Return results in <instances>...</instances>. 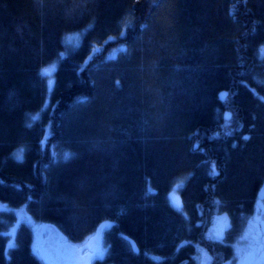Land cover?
<instances>
[{"label":"trees","instance_id":"obj_1","mask_svg":"<svg viewBox=\"0 0 264 264\" xmlns=\"http://www.w3.org/2000/svg\"><path fill=\"white\" fill-rule=\"evenodd\" d=\"M0 204V264H49L39 225L91 264L234 263L264 212V0H0Z\"/></svg>","mask_w":264,"mask_h":264},{"label":"rangeland","instance_id":"obj_2","mask_svg":"<svg viewBox=\"0 0 264 264\" xmlns=\"http://www.w3.org/2000/svg\"><path fill=\"white\" fill-rule=\"evenodd\" d=\"M77 39V36L71 37L70 38V42H74ZM47 72H51V70L47 71ZM225 95H222L221 97H225L227 94L224 93ZM181 184H176L173 187L172 193L176 194L177 196H179V192H180V188H181ZM172 197V198H171ZM173 199V200H172ZM169 200L171 201V203L173 204V206L178 207V205H176L178 203V199L175 198L173 195L171 196L169 193ZM10 209L3 206L2 204H0V211H9ZM16 216H17V222L15 223L14 227L12 228V232H11V243L15 244L16 239V233L18 232L20 226H22L23 224H31V221L27 219L26 214H25V208H19V209H12V211ZM253 220H255V225L249 227L248 231H246L243 236L241 237V239L234 244L235 247V251H236V257H235V262L234 263H227V264H244L245 261V256L243 255L242 250L247 249L249 247L253 248V249H259L261 247H264V233L263 234H257L258 230L256 231L255 228L256 224L260 222V220L263 221L264 223V212L261 214H258L255 219L253 218ZM227 226H228V217L222 213H217L212 221L211 226L209 227L208 231H207V238L211 241H221L223 239V236L227 230ZM258 229V228H257ZM51 228L48 227H44L42 225H39V227H37L36 229V238H37V242H39V245L41 246V252L45 255V250L43 249V242L41 243L40 241L43 239L45 240V242L47 240H50L51 235L48 236L49 231H51ZM255 230V232L253 231ZM264 231V229H263ZM87 244L85 243L84 245H80L77 248L78 249H82L81 251L84 254V251L88 248H86ZM10 247V246H9ZM39 248V246H38ZM36 251V248H35ZM196 264H212V257L211 255L202 247L198 246V252L196 255ZM257 260V264H260V257L257 256L256 257ZM87 262V261H86ZM91 264V261L90 263Z\"/></svg>","mask_w":264,"mask_h":264},{"label":"water","instance_id":"obj_3","mask_svg":"<svg viewBox=\"0 0 264 264\" xmlns=\"http://www.w3.org/2000/svg\"><path fill=\"white\" fill-rule=\"evenodd\" d=\"M52 233L50 240L43 245L49 264H89L82 256V251L67 244L65 237L57 229Z\"/></svg>","mask_w":264,"mask_h":264},{"label":"snow or ice","instance_id":"obj_4","mask_svg":"<svg viewBox=\"0 0 264 264\" xmlns=\"http://www.w3.org/2000/svg\"><path fill=\"white\" fill-rule=\"evenodd\" d=\"M46 71V70H45ZM225 95V94H222ZM225 119L231 120L232 114L231 113H225ZM244 139H249V137L245 136ZM243 255L245 256L244 264H257L256 257H260V264H264V247H261L259 249H253L251 247L242 250Z\"/></svg>","mask_w":264,"mask_h":264},{"label":"flooded vegetation","instance_id":"obj_5","mask_svg":"<svg viewBox=\"0 0 264 264\" xmlns=\"http://www.w3.org/2000/svg\"><path fill=\"white\" fill-rule=\"evenodd\" d=\"M256 227L258 228H255V230L257 231L258 230V233H256V236H257V234H263L264 233V231H263V229H264V223H263V221L262 220H260V222L259 223H257L256 224ZM255 230H253L254 232H255ZM52 234V230L51 231H49V233H48V236L49 235H51ZM44 239H43V241L41 240L40 242L42 243H44Z\"/></svg>","mask_w":264,"mask_h":264}]
</instances>
